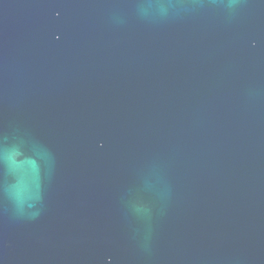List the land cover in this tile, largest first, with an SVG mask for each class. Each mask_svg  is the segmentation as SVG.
<instances>
[{
	"label": "water",
	"instance_id": "obj_1",
	"mask_svg": "<svg viewBox=\"0 0 264 264\" xmlns=\"http://www.w3.org/2000/svg\"><path fill=\"white\" fill-rule=\"evenodd\" d=\"M0 264H264V0H0Z\"/></svg>",
	"mask_w": 264,
	"mask_h": 264
}]
</instances>
